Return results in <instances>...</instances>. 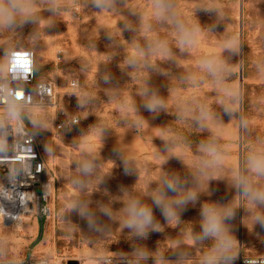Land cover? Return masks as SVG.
<instances>
[{"label": "rangeland", "instance_id": "obj_1", "mask_svg": "<svg viewBox=\"0 0 264 264\" xmlns=\"http://www.w3.org/2000/svg\"><path fill=\"white\" fill-rule=\"evenodd\" d=\"M21 3L0 23V63L33 50L79 124L63 133L54 109H0L33 121L52 182L49 218L0 217V264L264 254V0H81L78 17L65 0ZM134 202L151 210L143 234L127 226Z\"/></svg>", "mask_w": 264, "mask_h": 264}, {"label": "built area", "instance_id": "obj_2", "mask_svg": "<svg viewBox=\"0 0 264 264\" xmlns=\"http://www.w3.org/2000/svg\"><path fill=\"white\" fill-rule=\"evenodd\" d=\"M67 11L80 14L81 0H65ZM66 51L58 48L56 59L62 61ZM69 85L79 87L72 77ZM54 109L53 126L69 133L79 124V117L56 104V85L50 79L36 75V54L29 48H14L3 54L0 63V109ZM13 115V114H12ZM18 112L11 118L0 119V217L8 225H21L25 218H49L48 203L52 182L43 158L39 135ZM238 264H264V254L237 257ZM96 264H149L135 255H103Z\"/></svg>", "mask_w": 264, "mask_h": 264}, {"label": "clouds", "instance_id": "obj_3", "mask_svg": "<svg viewBox=\"0 0 264 264\" xmlns=\"http://www.w3.org/2000/svg\"><path fill=\"white\" fill-rule=\"evenodd\" d=\"M23 4L21 0H13L11 8L5 7L0 9V23L10 24L13 22V11H23ZM171 187V185H169ZM157 203H160V200H157ZM128 227L134 228L141 234L147 229L151 224L152 214L151 210L147 207L139 206L138 202H134L129 205L128 209ZM166 213L169 211L168 208H165ZM210 227H214V221H210Z\"/></svg>", "mask_w": 264, "mask_h": 264}, {"label": "bare ground", "instance_id": "obj_4", "mask_svg": "<svg viewBox=\"0 0 264 264\" xmlns=\"http://www.w3.org/2000/svg\"><path fill=\"white\" fill-rule=\"evenodd\" d=\"M49 45V44H48ZM94 204H96V205H98V206H104V203L103 202H101V201H96ZM255 211H257V208L255 209ZM28 218H30V217H28ZM6 224V226H10V225H8V223H5ZM240 225V224H239ZM246 225V224H245ZM242 226V225H241Z\"/></svg>", "mask_w": 264, "mask_h": 264}, {"label": "water", "instance_id": "obj_5", "mask_svg": "<svg viewBox=\"0 0 264 264\" xmlns=\"http://www.w3.org/2000/svg\"><path fill=\"white\" fill-rule=\"evenodd\" d=\"M241 79H242V77H241Z\"/></svg>", "mask_w": 264, "mask_h": 264}]
</instances>
